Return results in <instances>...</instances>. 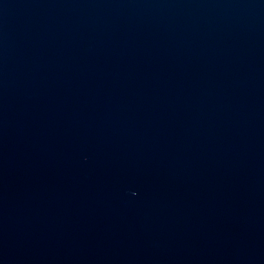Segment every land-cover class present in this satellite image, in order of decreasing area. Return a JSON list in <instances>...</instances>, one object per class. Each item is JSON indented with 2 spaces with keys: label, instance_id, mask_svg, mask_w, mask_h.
Masks as SVG:
<instances>
[{
  "label": "water",
  "instance_id": "1",
  "mask_svg": "<svg viewBox=\"0 0 264 264\" xmlns=\"http://www.w3.org/2000/svg\"><path fill=\"white\" fill-rule=\"evenodd\" d=\"M0 264H264V0H0Z\"/></svg>",
  "mask_w": 264,
  "mask_h": 264
}]
</instances>
